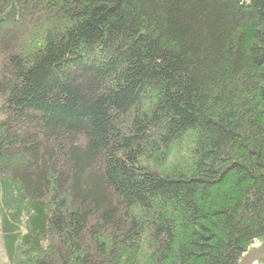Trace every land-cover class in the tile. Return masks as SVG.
I'll return each instance as SVG.
<instances>
[{"label":"trees","instance_id":"1","mask_svg":"<svg viewBox=\"0 0 264 264\" xmlns=\"http://www.w3.org/2000/svg\"><path fill=\"white\" fill-rule=\"evenodd\" d=\"M0 99L8 264L264 247V0H0Z\"/></svg>","mask_w":264,"mask_h":264},{"label":"water","instance_id":"2","mask_svg":"<svg viewBox=\"0 0 264 264\" xmlns=\"http://www.w3.org/2000/svg\"><path fill=\"white\" fill-rule=\"evenodd\" d=\"M264 260V247L254 248L243 255L238 264H259Z\"/></svg>","mask_w":264,"mask_h":264},{"label":"rangeland","instance_id":"3","mask_svg":"<svg viewBox=\"0 0 264 264\" xmlns=\"http://www.w3.org/2000/svg\"><path fill=\"white\" fill-rule=\"evenodd\" d=\"M1 105H2V101L0 99V107H1ZM1 115H2V113H1V110H0V118H1ZM257 247L258 248L263 247V244L260 243V242L255 243V245L250 249V251L253 250L254 248H257ZM0 264H8L4 248L2 246L1 236H0Z\"/></svg>","mask_w":264,"mask_h":264},{"label":"bare ground","instance_id":"4","mask_svg":"<svg viewBox=\"0 0 264 264\" xmlns=\"http://www.w3.org/2000/svg\"><path fill=\"white\" fill-rule=\"evenodd\" d=\"M263 261H264V260H263ZM263 261H261L259 264H262Z\"/></svg>","mask_w":264,"mask_h":264}]
</instances>
